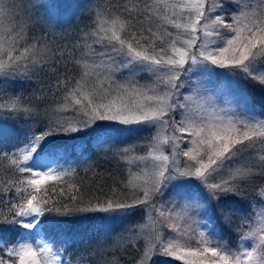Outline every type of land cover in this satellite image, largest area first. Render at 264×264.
<instances>
[{
    "label": "snow or ice",
    "instance_id": "obj_1",
    "mask_svg": "<svg viewBox=\"0 0 264 264\" xmlns=\"http://www.w3.org/2000/svg\"><path fill=\"white\" fill-rule=\"evenodd\" d=\"M229 3L236 14L226 19L224 0H122L118 14H98L91 31L86 33L96 47L89 45V52L76 58L59 46L49 47L46 41L21 44L23 34L12 36L3 26L5 20L19 19L21 6L16 0H0V85L52 74L56 77L55 88L62 93L61 104L53 110L55 115L26 106L20 96L7 101L0 98V110L8 111L10 116L27 117V122L39 126V131L30 129L15 152L0 148V159L9 160L15 171L32 177L26 181L31 192L8 182L14 193L28 195L17 196L16 202L9 200L6 211L0 209V264H72L64 252L49 244L34 248L5 237V233L19 234L20 228H37L48 212L66 217L56 223L66 235H71L74 217L79 221L123 225L141 205L158 213L162 228L149 233L148 241L138 249L135 264H153L154 257H172L186 264H264V210L257 213L260 226L241 233V247L232 251L219 241L213 242L215 228L199 231L196 239L188 229L178 227L177 222L183 219L180 214L160 210L151 203L154 197L163 196L165 189L171 194L181 185L194 183L199 190L197 207L202 209L205 228L218 221L227 224L230 213L235 211L232 200L240 194L242 185L258 175L264 176V156L260 157L259 171L252 164L241 163L249 149L264 145V119H258L264 117V0H260L259 11L244 0ZM177 16L182 22L175 19ZM145 20L150 24L153 20L163 21L180 33L174 34L163 25L155 31L152 26L145 28ZM89 57L96 59L89 62ZM196 64L215 66L216 70H226L229 76L251 82L258 93L237 84L240 103L250 116L241 114L227 120L217 117L215 122H208L189 111L187 102L191 98L181 96L180 89L182 77ZM73 69L78 78L72 75ZM141 75L152 80V85H139ZM5 91L0 88V92ZM177 114H181L179 119ZM157 129H171V133L161 136L158 132L151 138L148 154L136 157L151 161V168L144 172L147 179L135 185L142 198L129 202L111 189L103 199L80 197L71 207L63 204L57 208L49 206L48 199H38L36 193H41L45 182L67 175L63 170L45 166V157L68 153L78 145L86 149L93 145H125L143 131ZM126 152L125 148L120 155L125 156ZM172 181L176 183L169 188ZM132 183L129 180L124 187ZM257 196L264 205V186ZM71 201H77V195H72ZM187 211L188 208L185 215ZM145 216L151 219L147 212ZM142 228L137 223L123 230L138 234ZM162 230H170L169 236H162ZM113 231L107 229L106 235ZM247 240L256 241L251 251L242 246ZM106 252V247L97 241L95 248L87 250L85 264H119L118 259H109Z\"/></svg>",
    "mask_w": 264,
    "mask_h": 264
},
{
    "label": "trees",
    "instance_id": "obj_2",
    "mask_svg": "<svg viewBox=\"0 0 264 264\" xmlns=\"http://www.w3.org/2000/svg\"><path fill=\"white\" fill-rule=\"evenodd\" d=\"M16 2L21 6L18 12L19 19L3 21V26L11 31L12 36L22 33L24 36L22 44L32 40L46 41L48 46L53 49L59 46L71 52L76 58H81L89 52L88 46L92 45V40L86 37V33L91 31L98 14L103 13L106 17L110 14H118V8L122 0H67L61 4H55V7L59 6V8H57V14H54V17L50 15L53 8L52 6L49 7V0H16ZM170 2L177 3L180 0H170ZM244 2L249 4L252 9L260 10V0H244ZM224 9L226 19H230L232 15L236 14L233 12L229 0H224ZM53 11L55 10L53 9ZM184 15L186 16L187 13H184ZM175 19L182 21L180 16L175 17ZM159 25L167 27L174 34L180 33V30L164 24L163 21L153 20L151 24L147 20L144 21V27L152 26L154 31L157 30ZM160 30L162 31V29ZM157 44L159 45L158 41ZM92 46L96 47L95 45ZM88 59L91 62V60L96 58L89 57ZM69 68H71V65H69ZM212 70L219 76L223 75V78L225 77L227 80L233 79L235 83L241 82V87L249 92L258 93L259 91L253 87L251 82H245L239 76L225 74L226 70H216L215 66L212 67ZM72 75L78 78V73L75 69L72 70ZM117 79L123 82V78L119 74H117ZM138 80L139 85H152V80L147 76L141 75ZM55 84L56 77L54 75L38 74L33 76L29 82L21 80L14 84L6 83L0 85V88L6 89L5 92H0V98L7 101L9 97L20 96L23 97V103L26 106L38 108L41 113L47 111L55 115L53 110L62 102V93L57 91ZM206 84L204 89L212 92L216 91L214 89L220 86L218 82L216 87L213 86V82H206ZM192 92L193 88L190 87V90L186 89L183 93L191 97ZM217 102L222 111H224L221 102ZM226 111L225 115L228 114L227 109ZM60 115L70 114L61 113ZM180 115L177 114V119L180 118ZM234 116H236V113ZM258 119H264V117H258ZM27 121V117L10 116L8 111L0 110V148L4 152H15L17 146L22 145L26 136L30 134V129L39 131L37 124ZM155 135V131L145 130L125 145H104L103 148L93 145L90 149L85 148L81 154L73 152L70 155L61 154V156L50 157V163L47 162L46 166L50 165L54 169L63 170L67 175L58 181L45 182L41 193H36L38 199H48L49 206L57 208L63 204H68L71 207L73 203L79 201L80 197L85 200L93 199V197L103 199L104 195L109 193L111 189H115L120 195L126 197L129 202L142 198V193L137 188H133L132 185L126 188L124 185L128 184V179H130L128 173L130 168H134L135 165L139 167L138 163H135V161H139L136 157L147 155L145 154L148 153L146 149L149 148L151 138ZM125 148L127 149L126 155L121 156L120 153ZM262 156H264V145H259L256 148L249 149L248 154L244 155L241 163L252 164L259 171L260 157ZM31 178L28 173L15 171L9 160L0 159V197L3 198L2 202H0V209L6 211L9 200L16 202L17 196L26 197L28 192L32 191L31 186L26 183ZM20 181H25V183L21 184ZM8 182L15 183L19 188H27L28 192L14 193L8 186ZM175 183L176 181L170 182L169 188ZM261 186H264V176L259 175L251 183L242 185L240 194L232 200L235 211L230 213L229 222L227 224L220 221L215 224L210 223L212 225L211 229L215 228V237L218 238L216 241H219L222 246L227 245L232 251H237L240 245L237 239L241 237L240 234H247L250 230L254 231L260 226V219L257 213L264 210V205L261 204L257 193ZM53 188H55V191H52ZM45 189L48 190L47 196H44ZM77 189L79 190L78 194ZM165 190V196L154 197L151 201L152 204L159 205L160 210H164L160 208L163 199H167V196L172 198V193L177 194L178 192L173 189L171 194H169L168 189ZM185 190V197L188 200L192 198L194 191H199L196 186L185 188ZM72 195H77V201H71ZM182 198L183 196L180 193L178 200L182 202ZM146 207L141 205L139 209L146 211L144 210ZM240 212L245 213L246 217L244 216V220L240 217ZM64 218L66 217H63L61 213L52 211L46 213L41 219L44 224L45 235L54 244V248L64 252L65 258L71 260L74 264H85L87 250L95 248L97 241L106 247V255L109 259L116 258L119 264H135L138 249L144 244L146 233L149 235L150 232L162 228L158 223L159 221H157L158 216L154 217L155 222L153 225L145 227L147 221H145V217H140V211L137 210V214L124 222L123 225L119 222L111 224L101 220L79 221L74 217L75 222L71 227V235H66L56 223L57 220ZM137 223L143 226L140 233L125 232L123 230L129 225ZM110 228L115 229V231L106 235V230ZM20 229H18L19 234L5 233L6 239L18 242ZM164 231H161V235L168 237L167 233L170 230ZM196 234L194 233L195 238H197ZM121 237H124V239H121ZM251 241L256 243L254 240ZM81 257L85 259L82 261ZM174 263L180 264L169 257L153 258V264ZM17 264H19L18 261Z\"/></svg>",
    "mask_w": 264,
    "mask_h": 264
},
{
    "label": "rangeland",
    "instance_id": "obj_3",
    "mask_svg": "<svg viewBox=\"0 0 264 264\" xmlns=\"http://www.w3.org/2000/svg\"><path fill=\"white\" fill-rule=\"evenodd\" d=\"M65 1L67 0H49V7L52 6V8L55 10L53 11L52 9V12L50 14V15H53L52 17H54V14H57V8H59V6H57L56 8L55 4L56 5L61 4ZM23 42L24 41L22 40L21 44ZM186 67L188 66L186 65ZM212 67L214 66H208L206 68L202 64L192 65L190 67V70L187 73H185V75L182 77L183 87L180 89L181 96L188 97L183 92H185L186 89L190 90V87L193 88L192 96L190 97L191 101L190 103L187 102L189 103V111H194L198 113V116L200 119L206 120L208 122H215L217 117L227 120L228 118H235L241 114H245V118H248L250 114L246 113L242 103H240V96H239V92L237 91V87H236V84L238 83L241 86V82L235 83L233 79L227 80V78L225 77L223 78V75L219 76L214 70H212ZM206 82H213L214 87L218 85L217 84L218 82L220 86L214 89L217 91V93L216 91L212 92L211 90L206 91L204 89V87L207 85ZM217 101L221 102V105L223 106L224 111H222ZM184 102L185 101L181 100V103H184ZM226 109L228 110L227 115H225V113L227 112ZM235 113H236V116H234ZM158 132L161 136L169 135L171 133V129H164V130L157 129L155 131L156 135ZM167 149H168V146L165 145L164 150L167 151ZM84 150H85V147L83 145H78L74 149H70L67 154L70 155L73 152L77 154H81L84 152ZM146 150L149 152L150 147ZM63 153L64 152H61L57 156H61V154ZM144 153H145V150H144ZM145 154H148V153H145ZM49 158L50 157L44 158L43 164L45 166L47 162L50 163ZM184 159H187V158H184ZM180 162L183 163V160H181ZM135 163H138L139 167H136ZM135 163H133L135 167L130 168V171L128 172L130 176V179H128V182L129 180L133 181L132 183L133 188H136L135 187L136 184L142 183L144 180L147 179V177L144 176V172L148 171L151 168V161L139 160V161H135ZM193 184L194 183L186 184V186L182 185L179 188H176L175 190L178 191L177 194L172 193V196H173L172 198H169L167 196L166 197L167 199H163L160 205V208L164 210L172 211L174 214H180L183 217V219L177 222L178 227L188 229L191 235L195 237L194 233H198L201 230L209 231L211 230L212 225L208 224V227L205 228V218H204V215L202 214V209L197 207L199 191H194L193 193L194 195L193 196L190 195L192 197L190 200H188L185 197L186 195L185 188H189L191 186L195 187V185ZM180 193L183 196V198L181 199L182 202L178 200L180 197ZM165 195H166V190L164 191L163 196ZM155 205L157 206V208H159V205L157 204ZM188 206H191V207H188ZM186 208H188V211H187V214L185 215ZM137 210L140 211V217H145V221H147L145 227H147L148 225L149 226L153 225V223L155 222L154 217L156 218L158 216V213L155 210H153L151 207H146L144 209L146 211H143V209L142 210L137 209ZM145 212L148 213L151 219H149L148 216H145ZM240 214H241L240 217L244 220L246 217L245 213L240 212ZM160 219L161 218L159 217L157 218V221H159L158 222L159 224H160ZM43 226L44 224L41 223L35 229L24 230L23 228H21L20 235H19V241L17 243L30 244L34 248H38L41 244H49L53 247L54 250H56V248H54V244H52L51 240L45 235ZM172 235L175 236L176 233H172ZM167 236H169V232L167 233ZM148 239H149V235L146 233V238L144 240V243H146ZM196 239H198V236ZM216 239L218 238L213 236V242H217ZM237 240L240 242L239 247H241V237H239V239ZM254 243L255 242H252L251 240H247L243 242L242 246L246 248L247 250L251 251L252 248L254 247ZM183 244L184 242L181 241V246H183ZM257 251L259 252V250ZM169 258H171L174 262H177L180 264H186L185 261H180L172 257H169ZM249 264H252V262H249Z\"/></svg>",
    "mask_w": 264,
    "mask_h": 264
},
{
    "label": "bare ground",
    "instance_id": "obj_4",
    "mask_svg": "<svg viewBox=\"0 0 264 264\" xmlns=\"http://www.w3.org/2000/svg\"><path fill=\"white\" fill-rule=\"evenodd\" d=\"M64 155H68L67 153H63Z\"/></svg>",
    "mask_w": 264,
    "mask_h": 264
}]
</instances>
